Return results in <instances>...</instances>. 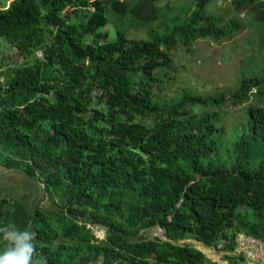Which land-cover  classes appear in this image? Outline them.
<instances>
[{
    "label": "trees",
    "instance_id": "1",
    "mask_svg": "<svg viewBox=\"0 0 264 264\" xmlns=\"http://www.w3.org/2000/svg\"><path fill=\"white\" fill-rule=\"evenodd\" d=\"M3 1L0 39L22 60L0 59V164L45 184L56 208L0 191V226L30 227L38 264H218L186 240L246 264L238 236L264 242V159L252 157L264 142V106L247 107L228 154L221 108L262 94L264 78L164 102L156 74L175 64L179 41L191 52L200 39H233L239 23L197 0L170 33L138 39L119 29L110 41L109 12L154 28L165 24L160 0ZM250 1L264 24V1ZM95 226L107 229L105 240ZM154 227L164 238L147 237ZM6 246L0 238V252Z\"/></svg>",
    "mask_w": 264,
    "mask_h": 264
},
{
    "label": "rangeland",
    "instance_id": "2",
    "mask_svg": "<svg viewBox=\"0 0 264 264\" xmlns=\"http://www.w3.org/2000/svg\"><path fill=\"white\" fill-rule=\"evenodd\" d=\"M242 0H212L208 6L207 13L224 17L230 22L234 19L241 27L233 39H225L216 42L212 39H200L188 52L179 41L171 56L175 60L171 69L161 68L156 72L162 75V84L157 91L158 98L164 102L182 97L186 91L198 95L210 97L218 93L228 91L234 92L239 89L242 81L251 77L264 78V24L259 22L254 14L252 2H246L237 8V3ZM263 2L264 0H256ZM197 0H160L164 14L163 20L156 23L154 28H136L130 26V20L124 24L119 21L117 15L108 13L109 24L103 28L111 32L110 41L117 38V31L129 28V37L145 39L151 36L155 29L157 33L167 34L176 26L183 25L187 21V11L192 6V12L196 8ZM10 1H3V5H9ZM186 11V12H185ZM185 12V13H184ZM0 59L5 58L11 62L22 60L15 47L2 37L0 39ZM41 54V52H38ZM251 104L264 106V91L262 94L253 96L249 103L242 106L226 104L221 108L227 128L224 136V154L234 150L239 136L242 135L245 123V113ZM253 163L264 159V142L254 149L252 154ZM257 165V164H254ZM0 191L10 197H16L29 204H41L47 209H55V203L47 197L43 184L31 178L23 172L8 170L0 164ZM94 233L101 240L107 238V229L103 226L93 227ZM165 231L158 227L146 231L149 238H164ZM189 243L201 250L206 256L218 264H226L225 254L215 248L206 247L194 240H186L180 244ZM94 264H103L102 262Z\"/></svg>",
    "mask_w": 264,
    "mask_h": 264
},
{
    "label": "clouds",
    "instance_id": "3",
    "mask_svg": "<svg viewBox=\"0 0 264 264\" xmlns=\"http://www.w3.org/2000/svg\"><path fill=\"white\" fill-rule=\"evenodd\" d=\"M0 238L7 244L0 252V264H38L36 233L30 227L20 230L12 224L0 226Z\"/></svg>",
    "mask_w": 264,
    "mask_h": 264
},
{
    "label": "built area",
    "instance_id": "4",
    "mask_svg": "<svg viewBox=\"0 0 264 264\" xmlns=\"http://www.w3.org/2000/svg\"><path fill=\"white\" fill-rule=\"evenodd\" d=\"M238 254H242L246 264H264V242L252 236L240 234L237 238Z\"/></svg>",
    "mask_w": 264,
    "mask_h": 264
},
{
    "label": "water",
    "instance_id": "5",
    "mask_svg": "<svg viewBox=\"0 0 264 264\" xmlns=\"http://www.w3.org/2000/svg\"><path fill=\"white\" fill-rule=\"evenodd\" d=\"M44 188H46L45 184L43 185Z\"/></svg>",
    "mask_w": 264,
    "mask_h": 264
}]
</instances>
